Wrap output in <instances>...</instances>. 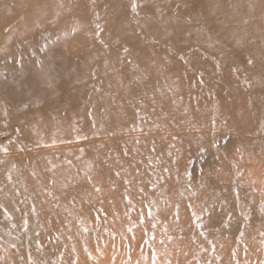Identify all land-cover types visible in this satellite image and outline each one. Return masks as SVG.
<instances>
[{
	"label": "rangeland",
	"instance_id": "374dc122",
	"mask_svg": "<svg viewBox=\"0 0 264 264\" xmlns=\"http://www.w3.org/2000/svg\"><path fill=\"white\" fill-rule=\"evenodd\" d=\"M45 262L264 264V0H0V264Z\"/></svg>",
	"mask_w": 264,
	"mask_h": 264
},
{
	"label": "bare ground",
	"instance_id": "6f19581e",
	"mask_svg": "<svg viewBox=\"0 0 264 264\" xmlns=\"http://www.w3.org/2000/svg\"><path fill=\"white\" fill-rule=\"evenodd\" d=\"M76 237H77V236H76ZM66 243H68V244L74 246V247H72V248L67 247V248H69V249L71 250V252L75 253L76 250H77L78 252L81 251V246H82V245H75V244H73L72 242H69V241L66 242ZM75 248H76V250H75ZM25 250L29 251L28 254L31 255V256H34L35 259H36L38 262H43V255H44L45 253L42 251V249H40V248H38V247H34L33 245H31V246H29L28 248H26ZM25 250H24V251H25ZM24 251H23V253H24ZM95 254H96V253H95ZM64 255H65V254H63V257H64ZM80 258H82L81 261L84 260V259H83V255H82ZM96 258H97V256H95V259H96ZM96 260H97V259H96ZM64 261H66V262L68 263L67 260H64ZM82 262H83V261H82ZM44 264H48V263L45 262Z\"/></svg>",
	"mask_w": 264,
	"mask_h": 264
}]
</instances>
